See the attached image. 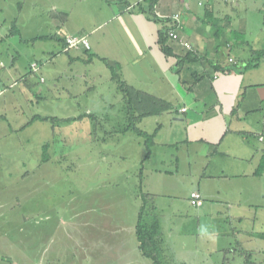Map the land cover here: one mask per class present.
I'll return each mask as SVG.
<instances>
[{
    "label": "crops",
    "instance_id": "crops-1",
    "mask_svg": "<svg viewBox=\"0 0 264 264\" xmlns=\"http://www.w3.org/2000/svg\"><path fill=\"white\" fill-rule=\"evenodd\" d=\"M146 4V0H0L9 12L0 52L7 43L10 56L9 66L3 65L0 72V86L17 88L11 92L16 97L25 93L20 83L26 87L28 74L39 69L31 70L28 63V71L17 77V57L37 35L44 40H36L41 46L36 48L34 42L30 54L45 47L60 51L68 55V66L80 72L78 63L85 67L106 58L118 64L121 80L141 94L133 96L128 112L136 129L152 134L148 155L147 137L129 127L117 130L122 136L114 144L123 158L130 148L125 135L130 130L138 135L132 138L141 151L131 174L135 209L126 219L124 206L112 205L121 198L116 191L99 211L92 205L84 209V263L109 259L113 264H154L141 253L135 234L143 205L145 221L159 223L161 264H264V142L258 140L264 131V0H158L154 12L159 21L139 9ZM29 6L39 11L28 22L42 23L45 33L28 37L20 31L17 36L14 30H21ZM174 13L180 16L177 32L191 49L169 40L171 52L166 55L158 46V31L172 27ZM76 34L87 35L89 48L65 51L64 37ZM71 50L78 53L69 55ZM6 91L0 89V95ZM94 95L86 114L102 119L115 115L112 96L119 95L101 91ZM99 99L104 105L97 104ZM115 101L122 103L118 110L125 114L124 95ZM19 104L18 99L11 112L0 108V264H61L70 242L67 236L60 241L59 202L54 203L59 164L43 155L54 143L55 130L29 132L36 119L46 117L29 118ZM29 133L38 152L31 168ZM140 137L145 138L142 146ZM96 140L105 144L106 135ZM116 171L123 180L124 171ZM38 184L51 186L45 210ZM193 190L203 198L200 206L189 202ZM32 214L46 215L50 224L40 226L36 221L29 228Z\"/></svg>",
    "mask_w": 264,
    "mask_h": 264
},
{
    "label": "rangeland",
    "instance_id": "rangeland-1",
    "mask_svg": "<svg viewBox=\"0 0 264 264\" xmlns=\"http://www.w3.org/2000/svg\"><path fill=\"white\" fill-rule=\"evenodd\" d=\"M38 11L36 7L29 6L25 15H22L25 22L22 23L21 30L19 28L14 30L18 33L17 36L20 31H22V36L26 35L28 37L36 33H45L43 32L45 26L42 23L31 24V21L28 22V19L35 18L32 17L33 15L37 16ZM8 13L6 7L0 6V36H4L7 31L6 16ZM34 37L32 40L28 38L26 52L23 51L17 57V65H20V70L16 75L19 77L20 74L26 73L32 60L37 62L39 70L28 74V85L26 87L24 83H20L19 86L25 89V93L20 97H16V94L11 93L17 88H11L9 84L3 87L0 86L1 89L5 88L7 90L5 95H0V108L11 112L14 110V103L19 99L20 106H18L29 118L33 116L46 117V119H36L28 127L29 132L33 129H39L41 133H47L52 127L53 131L55 130L53 134L54 143L50 150L47 149L43 152V155L48 156V158L51 156L59 164L58 182L54 181V203L59 202L60 241L66 240L67 236L70 242L68 247L64 248L65 252L67 250V255L62 254L64 252L61 248V255H63L61 264H67L71 259L73 262L70 264H92L83 262L82 243L84 240L82 239L86 230L83 220L85 217L84 209L92 205L95 210L99 211L101 207L107 205L105 203L109 197L111 198L110 192L112 191L118 192L121 196L119 202L112 205L115 207L124 206L126 219L131 217L135 209L131 174L135 170L141 151L139 154L132 138H138V135L133 130L125 135L124 141L127 140L125 145L129 144L130 148L125 150L123 158L120 157V151L114 144L122 136L117 130L122 126L129 127L130 123L133 127L136 122L131 118L133 115L128 112L127 102L123 105L127 111L125 114L118 110L122 108V103L115 101V97L124 95L125 101L127 98L117 86V83L111 80L105 63L98 59H94V64L85 67V63H78L77 66L83 69L80 72L75 70L76 67L68 66V55L60 51L47 50V47H45L46 50H43V52L30 54L34 50V42L35 47L38 48L41 45L38 46L40 41L36 40L40 38L44 40L43 36L37 37L36 35ZM4 44L0 52V72L4 69L3 65L8 67L10 62V56ZM21 48H23V45ZM37 51H41V49L39 48ZM77 53L75 50H71L69 55ZM57 54L60 55L57 56ZM84 73L88 76L86 79L80 75ZM92 76L97 78L91 79ZM100 91L101 93H109L110 96L119 95L112 96L113 104L111 105L115 109V115L109 114L105 119L92 118L89 114H86V108L89 107L92 100L90 97L92 94L95 96V92ZM97 101V104L104 105L100 99ZM106 131H108L107 134ZM105 135V144L96 140L97 138L102 139ZM144 140V137H140L141 146ZM37 153L35 138L32 133H29L27 158L30 161V168L33 166L32 161L37 159ZM122 170L124 171L123 180L121 175L116 176L115 173V171L120 172ZM50 187L44 184L43 188L40 185L38 186V191L43 193L41 202L44 204V210L48 201H51L47 194L51 193ZM32 200L34 201V194ZM34 211L35 208L29 206V212L34 213ZM41 214H32L28 220L29 228L30 226L35 227L36 221H39L37 223L40 226L50 224L46 221V215ZM98 214L96 213V216ZM127 223L125 222V224ZM98 237L100 240L102 239V236L98 235ZM97 264L113 263L107 259Z\"/></svg>",
    "mask_w": 264,
    "mask_h": 264
},
{
    "label": "trees",
    "instance_id": "trees-1",
    "mask_svg": "<svg viewBox=\"0 0 264 264\" xmlns=\"http://www.w3.org/2000/svg\"><path fill=\"white\" fill-rule=\"evenodd\" d=\"M157 1L158 0H146L147 4L139 8L147 15V17L155 21L160 20V18L157 17L154 12V5ZM48 37H52V36H48ZM169 40L174 41L168 36V27L166 26V27L159 29L157 43H158L160 50L166 55H168L171 52L170 46H169ZM100 59L109 68L111 79L117 83V86H119V88L123 91V94H125L127 98L126 102L130 109V107L134 105L133 96L141 95V94L138 91L127 86L124 83V81L121 80L119 73H118V64L116 62L110 61L103 57H100ZM181 62L182 60L178 61V65H179L178 67H180ZM156 111L158 112L160 111V109H157ZM147 113L148 112H144L143 114H147ZM143 114L141 113V115ZM129 128L135 129L139 134H144L147 137L145 144L147 146V155H148L149 143L151 141L152 134L146 135L144 132L136 129L135 126L131 127V123H130ZM142 201L144 203L146 202V200L144 201V198L142 199ZM143 207L144 206L142 205L140 208V211L137 217V222L135 225V234L139 242V249L141 253L145 255L146 257L150 258L154 264H161L159 252H158L159 251V240H158L159 223L157 220H153L152 222L147 223L144 219L145 209Z\"/></svg>",
    "mask_w": 264,
    "mask_h": 264
},
{
    "label": "built area",
    "instance_id": "built-area-1",
    "mask_svg": "<svg viewBox=\"0 0 264 264\" xmlns=\"http://www.w3.org/2000/svg\"><path fill=\"white\" fill-rule=\"evenodd\" d=\"M171 20L173 21L172 27L168 29V36L178 42L181 46L186 49H191V45L186 40L182 39L177 32V27L179 25L180 16L179 13H174L171 16ZM65 48L67 51L71 48H89V41L86 34H76V35H66L64 37ZM229 61H233L232 58H229ZM38 64L35 61L30 63V69L35 71L37 70ZM1 89V87H0ZM184 110V108H182ZM258 140L264 142V131L258 135ZM189 202L193 206H200L203 203V198L198 190H193L189 196Z\"/></svg>",
    "mask_w": 264,
    "mask_h": 264
}]
</instances>
